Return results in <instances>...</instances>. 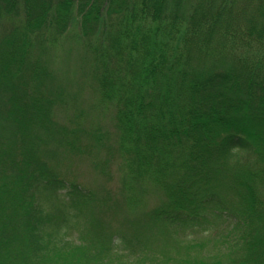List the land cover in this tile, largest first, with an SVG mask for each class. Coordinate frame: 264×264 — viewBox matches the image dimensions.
Here are the masks:
<instances>
[{
	"label": "trees",
	"instance_id": "obj_1",
	"mask_svg": "<svg viewBox=\"0 0 264 264\" xmlns=\"http://www.w3.org/2000/svg\"><path fill=\"white\" fill-rule=\"evenodd\" d=\"M63 33L81 38L114 121L113 201L53 149L82 154L81 130L51 116L60 91L42 90L38 55ZM233 145L246 155L230 164ZM148 188L162 196L141 216L185 251L176 264H264V0H0V264H174L102 219Z\"/></svg>",
	"mask_w": 264,
	"mask_h": 264
},
{
	"label": "rangeland",
	"instance_id": "obj_2",
	"mask_svg": "<svg viewBox=\"0 0 264 264\" xmlns=\"http://www.w3.org/2000/svg\"><path fill=\"white\" fill-rule=\"evenodd\" d=\"M4 17V15L1 16V18ZM14 17H16L14 21H19L18 18L21 19V15ZM4 21L10 26L9 18ZM34 55L37 56V49ZM38 57L49 70L42 90L46 87L57 89L63 98L64 106L58 108L57 103L55 106L53 104L51 116L60 125H67L69 130L73 129L75 132L76 129L78 131L94 130L97 134H103L104 137L101 139L102 144L99 145L91 136L86 134L87 132L83 134L80 131L77 136V143L82 154L79 155H74L69 146L70 151L65 145L53 148L55 143L51 140L47 146L63 155L60 159L64 161V166H68L65 171L69 173L71 178L73 177L93 191L95 190L98 195L109 192L113 201L116 194L118 197V191L123 190L122 186L125 179H123V173L120 169L122 160L117 154L110 159L114 151H109L104 147L105 144L113 145L116 142V128L109 110L102 108L97 103L98 93L93 90L89 52L86 47H82L80 37L63 33ZM85 148L91 149L84 150ZM100 166H104L106 169L104 170ZM141 185L149 184L146 181L141 182ZM106 189L111 190V192ZM161 196L156 188H148L144 193L142 205L133 212L118 200L119 205L115 211L104 214L102 219L106 221V225H108V221L114 230L137 233L140 238H144L150 248L155 251L163 250L174 257L172 261L176 264L175 257L178 259V256L184 255L185 251L173 239L165 225L145 220L141 216L143 211L156 205ZM97 205L95 204V206ZM131 215L137 216L132 217ZM202 254H206V251H203ZM146 264L155 263L148 258Z\"/></svg>",
	"mask_w": 264,
	"mask_h": 264
},
{
	"label": "clouds",
	"instance_id": "obj_3",
	"mask_svg": "<svg viewBox=\"0 0 264 264\" xmlns=\"http://www.w3.org/2000/svg\"><path fill=\"white\" fill-rule=\"evenodd\" d=\"M246 155V150L242 149L239 145H233L229 148V163L235 164L238 162V157Z\"/></svg>",
	"mask_w": 264,
	"mask_h": 264
}]
</instances>
